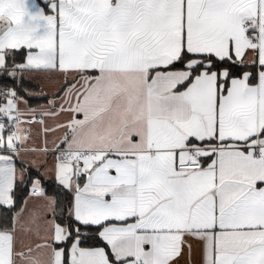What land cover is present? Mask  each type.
Masks as SVG:
<instances>
[{"label": "snow or ice", "instance_id": "1", "mask_svg": "<svg viewBox=\"0 0 264 264\" xmlns=\"http://www.w3.org/2000/svg\"><path fill=\"white\" fill-rule=\"evenodd\" d=\"M0 264H264V0H0Z\"/></svg>", "mask_w": 264, "mask_h": 264}]
</instances>
